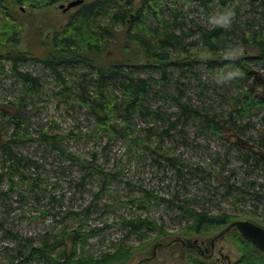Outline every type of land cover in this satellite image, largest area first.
Segmentation results:
<instances>
[{
	"label": "trees",
	"instance_id": "1",
	"mask_svg": "<svg viewBox=\"0 0 264 264\" xmlns=\"http://www.w3.org/2000/svg\"><path fill=\"white\" fill-rule=\"evenodd\" d=\"M17 1L20 4L29 3L39 9L54 6L64 0L15 2ZM166 1L144 0L139 7L135 6V0L83 2L74 7L75 12L67 25L53 35L52 50L45 45L41 52H33L17 50L23 38V28L17 22L8 0H0V72L15 78L26 96L39 97L45 94L44 79L42 75L25 67L32 62L40 63L52 78L54 86L59 88L53 95L58 97L57 99L76 97L78 105L86 111V115L92 117L96 124L107 127L111 134L124 132L129 135V124L138 116L149 117L155 125L161 123L162 130L159 134L156 131L151 132L152 137H158V158L153 160L155 165H163L174 171L178 179L185 178L183 171L188 164L178 158L169 157L167 152L163 153L161 145L165 143L164 139L171 137L188 140L186 129L191 127L196 128L200 135L209 132L222 136L232 147L230 149L235 148L241 152L242 162L248 166V171L264 170V132L261 140L253 141L250 136L244 134L246 127L240 123V119L253 107L264 108V76L253 72L249 66L251 56H229L232 50L241 51L247 48L264 64V0H252L251 3L245 2L246 0H188L195 3L209 24L194 18L187 20L182 12L175 8H170V17L166 18ZM224 9L234 12L231 25L224 27L210 23L209 17ZM120 31H124L127 41L125 50L129 54H125L126 61L110 63L105 53L110 41L114 40ZM131 45L138 48L137 53L142 54L147 63L132 62L133 58L130 56L138 54L131 51ZM198 64H203L208 71H223L230 67L238 71L240 77L252 78L253 81L249 85L240 86L235 95L226 98L231 107L229 112L212 113L209 108L197 106L190 98L185 97L184 89L191 85L192 78L194 82L203 83L201 76L195 71ZM153 95H159L172 102L177 112L167 117L160 107L152 108L149 100ZM25 109L27 104L21 98L6 102L5 110L1 113L10 117L8 122H4L7 130L0 132V148L5 169L9 172L7 175H14L16 172L21 181L30 178L27 181L31 182V187L37 188L39 178L34 174H26V171L36 168V163L19 153L16 147L24 134H30L31 126L26 122ZM119 116L126 123L123 130L113 119ZM4 126H0V129ZM6 133L11 135L8 137ZM36 133L41 143L50 145L72 160L80 161L68 150L63 149L62 135L52 134L44 129L36 130ZM155 138H152L153 141ZM82 163H88L86 167L91 170L95 168L93 162L86 159H83ZM222 165L225 166L224 163ZM190 168L200 174L202 171L205 180L213 178L221 185L227 186V194H248L264 206V179L262 182L248 180L241 185V181H232L235 170H230L228 174L218 170L211 175L204 168ZM92 176L91 173L85 174L82 180ZM101 176L106 180V174ZM83 181L80 185H83ZM141 193L144 197L134 201L145 203L156 197L168 207L177 208L175 201L180 200L178 196L160 197L147 189H143ZM179 207L192 216L189 233L209 234L227 228L235 222L231 214L192 211L186 205ZM139 208L145 207L141 205ZM254 222L260 224L256 220ZM118 225L129 230L131 234H141L144 230H158L162 234L163 231L150 218L123 217ZM102 229L94 227L83 231L81 226L74 230H63L60 239H57V236L43 237L39 245H35L32 239L20 237L10 231L8 233L17 241L18 246L14 251L17 252V260L20 259L22 263L38 260L42 264H125L130 261L136 248L119 240L112 242V248L99 254L86 251L90 245L89 240ZM232 235L238 237L237 242L242 254L238 260L220 263L195 258L192 262L264 264V252L245 240L240 233L232 232Z\"/></svg>",
	"mask_w": 264,
	"mask_h": 264
},
{
	"label": "rangeland",
	"instance_id": "2",
	"mask_svg": "<svg viewBox=\"0 0 264 264\" xmlns=\"http://www.w3.org/2000/svg\"><path fill=\"white\" fill-rule=\"evenodd\" d=\"M15 1L8 0V3L23 28V38L17 50L41 52L46 46L52 50L53 35L67 25L75 12V8L64 12L60 5H67L76 0H64L54 6L39 9L29 3L20 4ZM89 1L91 0H84L86 3ZM143 1L135 0V6L139 7ZM166 2V18L170 17V8H175L180 10L187 20L194 18L209 24L195 3L188 0ZM245 2L251 3L252 0ZM124 31H120L117 37L110 41L105 53L110 63L126 61L125 54L129 53L125 50L127 41ZM130 49L135 53L139 52L134 45H131ZM137 54L138 56H130L133 58L132 62L147 63L142 54ZM244 55L248 58L251 56L248 64L253 72L264 76V64L255 53H250L247 48L229 52V56L233 58ZM25 68L42 75L46 87L45 94L39 97L26 96L15 78L0 72V126H4V122H8L10 117L1 113L5 110L6 102L16 98L23 99L27 104L24 113L27 124L31 126L30 134H24L16 147L19 153L36 163V168L26 171V174L37 176L39 187H31V182L27 181L30 178L21 181L16 172L14 175H7L9 172L5 169L0 148V264H42L38 260L32 263L17 260V252L14 251L18 246L17 241L11 238L8 231L32 239L35 245H39L43 237L57 236V239H60L63 230H74L81 226L83 231L94 227L103 228L89 240L90 245L86 251L90 253L99 254L106 251L112 248V242L119 240L136 248L131 260L125 264H194L192 260L195 258L205 259L182 242L190 245L192 241L200 239L210 247L211 240L226 227L209 234L189 233L192 216L179 207L185 205L197 212L231 214L235 221L256 220L260 223L258 225L264 227L262 204L248 194L229 195L226 193L227 186L221 185L213 178L205 180L202 171L200 174L190 168H204L211 175L218 170L224 174L235 170L232 181H241V185L248 180L262 182L264 170L248 171V166L242 162L241 152L235 148L230 149L232 147L222 136L209 132L200 135L196 128L191 127L186 129V141L177 137L164 139L165 143L161 145L163 153L167 152L169 157L178 158L188 164L183 171L185 178L178 179L174 171L163 165H155L153 160L158 158V137H152L151 132L156 131L159 134L162 130L161 123L155 125L149 117L138 116L129 124V135L124 132L111 134L107 127L96 124L92 117L86 115V111L78 105L76 97L57 99L53 93L59 88L54 86L52 78L40 63L32 62ZM195 71L201 76L203 83L194 82L192 78L191 85L184 89L185 97L190 98L197 106L209 108L212 113L229 112L231 107L226 98L235 95L240 86L249 85L253 81L252 78L240 77L238 71L230 67L223 71H208L203 64H198ZM149 101L152 108L160 107L167 117L177 112L172 102L159 95H153ZM74 106L76 108H73ZM113 119L123 130L126 124L123 118L119 116ZM240 123L246 127H243L246 136H250L253 141L261 140L264 132V108L253 107L240 119ZM3 128L0 129L1 133L7 130L5 126ZM41 129L62 135L63 149L68 150L80 161L72 160L50 145L38 141L36 130ZM6 134L8 137L11 135ZM152 138H155V141ZM83 159L93 162L94 170L87 168L88 163L83 164ZM88 173L93 176L83 181V176ZM102 174H106V180H103ZM81 181L83 185H80ZM143 189L160 197L178 196L180 200L175 201L177 208L168 207L156 197L145 203L134 201L144 197L141 193ZM141 205L145 208L140 209ZM123 217L150 218L163 230L162 234L158 230L131 234L129 230L118 225ZM232 232L239 233L237 229H233L216 241L215 255L217 256L218 250L224 247V254L230 255L231 261L234 262L242 254L237 242L238 237L233 236Z\"/></svg>",
	"mask_w": 264,
	"mask_h": 264
},
{
	"label": "water",
	"instance_id": "3",
	"mask_svg": "<svg viewBox=\"0 0 264 264\" xmlns=\"http://www.w3.org/2000/svg\"><path fill=\"white\" fill-rule=\"evenodd\" d=\"M83 2L84 0H76L68 3L67 5L62 4L60 5V9H63V11L66 12L74 7H77L78 5H81ZM232 229H237V231L245 240L250 242L257 249L264 252V227L249 220H237L231 223L218 236H222Z\"/></svg>",
	"mask_w": 264,
	"mask_h": 264
},
{
	"label": "flooded vegetation",
	"instance_id": "4",
	"mask_svg": "<svg viewBox=\"0 0 264 264\" xmlns=\"http://www.w3.org/2000/svg\"><path fill=\"white\" fill-rule=\"evenodd\" d=\"M222 236L214 237L210 242V247L206 246V242L200 239H196L192 241L190 245L185 242H182V244L184 246L189 247V249L195 250L201 256V258L207 261L220 262V263H223V262L232 263L230 255L224 254V247H221L218 250L217 256L215 255L216 247H217L216 241ZM214 258H216V260H214Z\"/></svg>",
	"mask_w": 264,
	"mask_h": 264
},
{
	"label": "clouds",
	"instance_id": "5",
	"mask_svg": "<svg viewBox=\"0 0 264 264\" xmlns=\"http://www.w3.org/2000/svg\"><path fill=\"white\" fill-rule=\"evenodd\" d=\"M234 12L230 9H224L217 11L209 17V21L212 24L228 27L232 23Z\"/></svg>",
	"mask_w": 264,
	"mask_h": 264
}]
</instances>
